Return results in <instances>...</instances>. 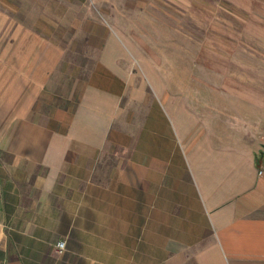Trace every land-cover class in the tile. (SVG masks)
<instances>
[{
	"label": "crops",
	"instance_id": "1",
	"mask_svg": "<svg viewBox=\"0 0 264 264\" xmlns=\"http://www.w3.org/2000/svg\"><path fill=\"white\" fill-rule=\"evenodd\" d=\"M207 29L187 68L105 28L73 107L50 108L61 48L0 8V264H264V51Z\"/></svg>",
	"mask_w": 264,
	"mask_h": 264
},
{
	"label": "rangeland",
	"instance_id": "2",
	"mask_svg": "<svg viewBox=\"0 0 264 264\" xmlns=\"http://www.w3.org/2000/svg\"><path fill=\"white\" fill-rule=\"evenodd\" d=\"M192 1L197 4L192 11L188 5L190 0H0V8L7 11L11 21L21 25L24 35L36 32L39 37L61 48V63L48 87L54 92L49 104L50 108L57 105L72 108L96 61L105 28L108 27L124 39H131L140 54L148 59L149 67H156L158 58L164 53L166 62L171 60L183 67L194 68L189 55L179 61L175 59L178 55L175 53L190 51L192 44L189 38L205 36L207 28L209 33L213 30V36H216L212 45L214 49L220 47V50L235 53L240 50L264 51V40L256 32L254 23V18H258V22L262 20L264 12L252 11L256 5L264 6V0ZM243 13L249 20L245 17L246 30L243 29ZM244 30L246 48L241 49L237 40ZM258 32H261L259 27ZM221 36L229 40H224L222 44ZM250 36L262 40L258 38L259 42L255 44ZM175 38L181 47L175 44ZM148 75L155 84L150 72ZM45 114L40 113L39 116ZM116 150L105 156L104 163H112L119 157L118 147Z\"/></svg>",
	"mask_w": 264,
	"mask_h": 264
},
{
	"label": "built area",
	"instance_id": "3",
	"mask_svg": "<svg viewBox=\"0 0 264 264\" xmlns=\"http://www.w3.org/2000/svg\"><path fill=\"white\" fill-rule=\"evenodd\" d=\"M56 244H57V247L59 248V250H62L65 247V241L64 240H60Z\"/></svg>",
	"mask_w": 264,
	"mask_h": 264
}]
</instances>
